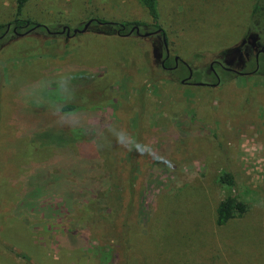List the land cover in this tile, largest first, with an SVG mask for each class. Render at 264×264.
Segmentation results:
<instances>
[{"label": "rangeland", "instance_id": "rangeland-1", "mask_svg": "<svg viewBox=\"0 0 264 264\" xmlns=\"http://www.w3.org/2000/svg\"><path fill=\"white\" fill-rule=\"evenodd\" d=\"M257 1L157 0L151 36L104 24L150 25L138 0L26 3L41 28L0 40V264H264ZM231 195L249 211L217 228Z\"/></svg>", "mask_w": 264, "mask_h": 264}, {"label": "trees", "instance_id": "trees-1", "mask_svg": "<svg viewBox=\"0 0 264 264\" xmlns=\"http://www.w3.org/2000/svg\"><path fill=\"white\" fill-rule=\"evenodd\" d=\"M16 1V18L7 25H0V40L7 35V26H10L15 29L16 33H19L22 29H38L41 28L39 25L32 23L29 20H23L20 19L19 16L22 12L23 7L26 5V3L30 0H15ZM139 3L147 10L149 17L151 18V24L146 25L141 22H125V23H105L111 30L116 31L119 35L126 34L132 27L136 26L139 28L147 27L151 31L160 30L162 35H164V31L160 29L159 25V12L157 7V0H138ZM251 24L247 30V34L254 30V24L255 22L258 24L260 20V26L257 30L263 29L264 31V0H258L252 7L251 11ZM253 21V22H252ZM100 24H103L101 22ZM11 33L14 34L13 31ZM259 45V44H258ZM263 45H260V48L263 47ZM259 48V49H260ZM165 66H169L167 63H165ZM258 66V69L256 70V67ZM257 75H264V55H260L257 59V63L255 60L254 69L252 72H254ZM226 75H229L230 71H224L223 72ZM74 110L73 106H67L63 109V111H70ZM219 182L222 185H225L229 189H234L236 187V183L234 180V177L232 174L228 172H223L219 176ZM249 211V206L246 202H244L242 199H240L238 196H228L221 200L216 209H215V215H214V224L217 228H224L226 227L230 222L235 221L236 219L243 218Z\"/></svg>", "mask_w": 264, "mask_h": 264}, {"label": "flooded vegetation", "instance_id": "flooded-vegetation-1", "mask_svg": "<svg viewBox=\"0 0 264 264\" xmlns=\"http://www.w3.org/2000/svg\"><path fill=\"white\" fill-rule=\"evenodd\" d=\"M64 28H65V30L62 31ZM144 28H145V27H144ZM67 29H69V28H68V27H62V30H61L60 33H65V34H66V33H67ZM137 29H138V33L136 32ZM9 30H10V26H7V32H8ZM141 30H143V27H142V28H139V27L134 26V27H132V28H131L126 34H123L122 36H128V35H130V34H132V33H134V34H136V35H140ZM12 31H13L15 34H18V33L15 32V29H14V28H12ZM69 32H70V30H69ZM154 34H162V33H161L160 30L149 31V32H145L143 36H151V35H154ZM163 44H164V43H163ZM261 50H263V52H262ZM257 54H258V55H257ZM260 55H264V46L261 47V48L257 51V53H256V55H255V60H257V59L259 58ZM177 61H178V60H177L176 58L173 59V62L175 63V65L177 64ZM165 63H167V64L169 65V57H168L167 52H166V56H165V58H164V60H163V62H162V67L165 68V69L170 70L171 67H169V66H165ZM210 70L212 71V74H213V76L215 77L216 81H217V82L220 81V77L215 73L212 64L210 65ZM224 70H227V71H228V70H231V69H224ZM230 72L237 73V72H235L234 70H233V71H230ZM254 72H255V70H254ZM238 74H242V73H238ZM190 78H191V72L189 71V76H188V78H186V79L189 80ZM184 84H186V85H187V84H188V85H191V84H194V83L184 82ZM194 85H195V84H194ZM196 85H207V86H209V84H207V83H204V84L199 83V84H196Z\"/></svg>", "mask_w": 264, "mask_h": 264}, {"label": "water", "instance_id": "water-1", "mask_svg": "<svg viewBox=\"0 0 264 264\" xmlns=\"http://www.w3.org/2000/svg\"><path fill=\"white\" fill-rule=\"evenodd\" d=\"M91 23V21H89L86 25H84V27L81 29V30H74L73 32H72V34L74 35V34H76V33H82V32H85L86 31V29H87V27L89 26V24ZM65 30V28L62 30V31H64ZM137 33H138V29H137V31H136ZM66 35L67 36H69V29H67V33H66ZM163 43H164V45H165V47H166V42H165V38H164V36H163ZM262 52H263V50H261ZM167 52V54H168V51H166ZM258 55V54H257ZM256 63H257V60H256ZM258 69V66L256 67V70ZM255 70V71H256ZM228 71H233V70H228Z\"/></svg>", "mask_w": 264, "mask_h": 264}]
</instances>
